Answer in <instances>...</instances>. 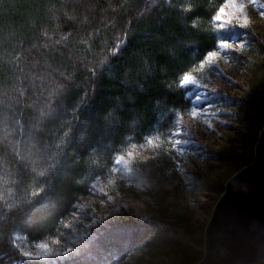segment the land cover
<instances>
[{
  "label": "trees",
  "instance_id": "1",
  "mask_svg": "<svg viewBox=\"0 0 264 264\" xmlns=\"http://www.w3.org/2000/svg\"><path fill=\"white\" fill-rule=\"evenodd\" d=\"M227 1L0 0V264H42L17 234L65 241L117 157L171 145L198 90L180 80L200 75L208 52L246 70L249 98L230 101L252 162L264 126V42L252 35L246 54L221 45L233 34L216 20ZM172 218L121 222L76 258L49 264H107L140 247L124 264H162L164 253L196 264L204 230L186 222L182 231Z\"/></svg>",
  "mask_w": 264,
  "mask_h": 264
},
{
  "label": "rangeland",
  "instance_id": "2",
  "mask_svg": "<svg viewBox=\"0 0 264 264\" xmlns=\"http://www.w3.org/2000/svg\"><path fill=\"white\" fill-rule=\"evenodd\" d=\"M234 2L237 7L233 8V0H228L222 6L221 19L216 20L223 25L221 28L233 30L227 48L246 54L252 47V35L264 42V0ZM210 62L200 75H192L198 81L196 96L202 99L194 97L195 105L180 123L182 135L176 134L164 151L145 144L130 149L132 157L128 152L121 155L130 163L125 166L116 160L112 171L95 183L90 198L70 222L65 241L27 242L17 234L15 239L26 257L42 264L73 259L117 224L151 220L161 217V213L171 220L173 214L178 215L176 226L182 231L181 224L186 222L194 230L205 231L226 182L247 166L251 150L250 140L242 136L244 125L230 101L249 98L251 86L246 70L226 55L219 61L212 57ZM177 139L181 143L176 147ZM143 249L117 254L107 264H124L126 256H141ZM106 250H102V257L108 253ZM164 254L159 257L162 264H172Z\"/></svg>",
  "mask_w": 264,
  "mask_h": 264
},
{
  "label": "water",
  "instance_id": "3",
  "mask_svg": "<svg viewBox=\"0 0 264 264\" xmlns=\"http://www.w3.org/2000/svg\"><path fill=\"white\" fill-rule=\"evenodd\" d=\"M203 239L196 264H264V126L252 162L226 182Z\"/></svg>",
  "mask_w": 264,
  "mask_h": 264
},
{
  "label": "snow or ice",
  "instance_id": "4",
  "mask_svg": "<svg viewBox=\"0 0 264 264\" xmlns=\"http://www.w3.org/2000/svg\"><path fill=\"white\" fill-rule=\"evenodd\" d=\"M253 2H254V0H253ZM232 7H233V8H236V7H237V5L235 4L234 0H233V3H232ZM239 7L242 9V8H243V5H240ZM222 13H224V9H223V8H221V9L219 10V13H218L217 16H216V19H217V20H220V19H221V14H222ZM221 27H223V25H221ZM220 43H221V45H223V46H225V47H230V45H228L227 41H223V40H222ZM215 55H217V53H215V52H208V53L206 54V57H205L203 60L200 61L201 66H203V64H204L205 62L210 61V58H211V57H214ZM180 84H181L182 86H185V85H188V84H193V85H195V84H198V81L195 79V77H193V76H191V75H188V74H185V75L183 76V79L180 80ZM195 99H196L197 101H200V100L202 99V97L198 95V96H196ZM205 107H209V105L205 104ZM192 115H193V116L196 115V110H195V108L193 109ZM176 134H177L178 137L181 136V135H182L181 130H180V129H177V133H176ZM149 143H151V140H149ZM180 143H181L180 139H177L176 144H175L176 147H177V146H180ZM127 155H128V157H132V156H133V153H132V152H128ZM117 161H118V162H121V161H122V162L125 164V166H127V165L130 163V161H129V160H125V158H124L123 156H119V157H117ZM127 170L130 172V171H131V168H128Z\"/></svg>",
  "mask_w": 264,
  "mask_h": 264
}]
</instances>
